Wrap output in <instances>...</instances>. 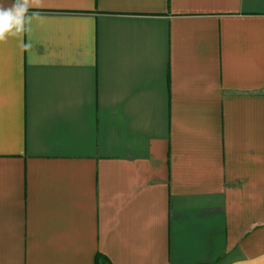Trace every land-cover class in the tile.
Returning a JSON list of instances; mask_svg holds the SVG:
<instances>
[{
	"label": "crops",
	"instance_id": "crops-1",
	"mask_svg": "<svg viewBox=\"0 0 264 264\" xmlns=\"http://www.w3.org/2000/svg\"><path fill=\"white\" fill-rule=\"evenodd\" d=\"M13 33L0 264H264V0H29Z\"/></svg>",
	"mask_w": 264,
	"mask_h": 264
},
{
	"label": "clouds",
	"instance_id": "clouds-1",
	"mask_svg": "<svg viewBox=\"0 0 264 264\" xmlns=\"http://www.w3.org/2000/svg\"><path fill=\"white\" fill-rule=\"evenodd\" d=\"M29 6V0H17L10 8L0 7V41L7 38L8 35L14 34L13 29L22 25L23 14Z\"/></svg>",
	"mask_w": 264,
	"mask_h": 264
},
{
	"label": "trees",
	"instance_id": "trees-1",
	"mask_svg": "<svg viewBox=\"0 0 264 264\" xmlns=\"http://www.w3.org/2000/svg\"><path fill=\"white\" fill-rule=\"evenodd\" d=\"M99 258H100V260L104 261V259L102 257H99Z\"/></svg>",
	"mask_w": 264,
	"mask_h": 264
}]
</instances>
